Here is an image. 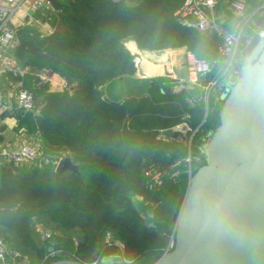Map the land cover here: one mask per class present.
<instances>
[{
  "label": "trees",
  "instance_id": "1",
  "mask_svg": "<svg viewBox=\"0 0 264 264\" xmlns=\"http://www.w3.org/2000/svg\"><path fill=\"white\" fill-rule=\"evenodd\" d=\"M186 1L50 0L42 19L39 12L18 29L20 43L10 55L30 70L23 85L37 104L15 117L40 153L15 166L1 156L8 143L0 137V238L10 252L31 264H48L53 248L61 250L53 261L85 264L116 256L124 264H153L162 257L190 185L185 159L200 157L193 174L205 165L202 147L219 127L226 93L213 89L206 103L199 86L167 75L142 78L127 44L133 40L144 51L185 47L212 66L200 86L219 77L220 37L181 26L178 12ZM247 1L255 7L256 0ZM38 72L57 74L67 85L50 91ZM13 73L6 71L4 81L17 82ZM183 125L184 142L165 135ZM64 156L78 165L77 174H57ZM150 164L168 170L155 189L145 175ZM41 225L50 239H41Z\"/></svg>",
  "mask_w": 264,
  "mask_h": 264
},
{
  "label": "water",
  "instance_id": "2",
  "mask_svg": "<svg viewBox=\"0 0 264 264\" xmlns=\"http://www.w3.org/2000/svg\"><path fill=\"white\" fill-rule=\"evenodd\" d=\"M256 24L264 28V15ZM241 52L246 62L240 72L230 70L234 84L219 127L203 144L205 165L177 206L174 247L153 264H264V39L254 38ZM186 130L165 135L184 142ZM56 172L77 174L79 167L63 157Z\"/></svg>",
  "mask_w": 264,
  "mask_h": 264
},
{
  "label": "built area",
  "instance_id": "3",
  "mask_svg": "<svg viewBox=\"0 0 264 264\" xmlns=\"http://www.w3.org/2000/svg\"><path fill=\"white\" fill-rule=\"evenodd\" d=\"M16 0H3L0 3V70L6 71L7 67L14 72L16 76L24 77L30 73V70L18 65L17 61L10 55V50L18 46L16 32L11 27V18L14 14ZM221 0H187L182 9L178 12L179 23L181 26L191 28L199 33H216L221 40L219 45L220 58L217 61L221 65V74L219 77L215 76L209 79L206 83L200 86L202 77L212 75V66L205 59H200L192 51L185 48V66L187 75L182 82H187V86H199L205 90L204 99L208 103V99L213 89H223L228 94L230 88L233 86L231 81V69L235 68L240 72V68L246 62L242 56V50L256 37L260 40L264 39V28L256 24L257 18L264 15V0H256L255 7H250L247 0H224L226 9L219 11V2ZM35 4L42 5L46 10L51 7L50 0H35ZM37 5H35L36 7ZM39 22V21H36ZM50 27V26H49ZM51 32V28L48 29ZM145 58L138 51L134 53V67L136 73L142 77H149L143 69ZM39 77L41 85H49L51 90H62L66 87V81L57 74L35 73ZM62 78V79H61ZM61 81H60V80ZM184 85V86H186ZM182 86V87H184ZM20 108L25 111H32L36 109V95L33 91L20 87V89L13 94ZM203 149V147H202ZM1 156L6 160L11 161L15 166L22 164L27 160L35 159L36 152L33 146L28 143L22 145H7L3 148ZM66 157V156H64ZM191 157V156H190ZM63 158V157H62ZM199 163L200 157H193ZM61 159V158H60ZM168 170L158 165L150 164L145 172L147 183L151 188H158L163 183V179ZM189 176L193 175V168L189 167ZM178 175L175 172L172 176ZM177 228V222L173 228V234ZM42 240L50 239L52 232L48 229L40 230ZM172 234V235H173ZM172 237V236H171ZM107 242L110 243L111 239L108 235ZM78 244V243H76ZM174 239L172 237L169 247L162 255L169 253L174 247ZM56 245V244H55ZM61 253L60 249H51L45 261L48 264H85L73 259H62L53 261L52 258ZM49 260V261H48ZM30 260L22 256L18 252H10L7 242L0 238V264H31ZM127 263H131L126 261ZM92 264H98L94 262Z\"/></svg>",
  "mask_w": 264,
  "mask_h": 264
},
{
  "label": "crops",
  "instance_id": "4",
  "mask_svg": "<svg viewBox=\"0 0 264 264\" xmlns=\"http://www.w3.org/2000/svg\"><path fill=\"white\" fill-rule=\"evenodd\" d=\"M14 5L16 7V10L12 15L10 21L12 23L11 27L15 32H17L20 27L25 25L27 21L29 22L31 20H34V17L36 16L37 13L40 12L41 16L40 18L38 17L39 19H42L45 14L37 6L35 7V5H37L35 4V0H16ZM25 5L29 6V10L23 12ZM219 11H222L220 7H219ZM36 21L40 22V24L42 25L41 27L42 30H44L43 28H46V31H49L48 30L50 28L49 25H47L45 22H42L41 20H36ZM128 46L132 48L133 51L131 52L133 54L135 53V50L138 51L135 41L130 40L128 42ZM165 50L169 52L168 57L165 60H163L161 55H157L155 52L148 50L139 51L145 58L143 65L144 72L149 77L167 75L182 81L184 77H186L187 75L186 66L183 61V58H185V54H184L185 47L179 49H165ZM158 54H162V53L159 52ZM162 55L165 56V53ZM6 69H7L6 71H12L9 69V67H7ZM6 71L0 70V128L3 125H6V128L4 129L0 137L5 136L4 141H6L8 145L10 144L22 145L23 143L31 144L30 142H28L25 132L22 130L18 131L17 128L18 123L15 117L16 115L15 111L19 110L20 107L18 106L17 101L13 96V94L17 92L20 89V87L22 86L24 87L23 83L25 76L24 77L19 76L20 78L17 82L9 83L4 81ZM14 76L16 75L14 74ZM5 114L8 115L6 117H3Z\"/></svg>",
  "mask_w": 264,
  "mask_h": 264
},
{
  "label": "rangeland",
  "instance_id": "5",
  "mask_svg": "<svg viewBox=\"0 0 264 264\" xmlns=\"http://www.w3.org/2000/svg\"><path fill=\"white\" fill-rule=\"evenodd\" d=\"M0 3H3V0H0ZM29 10V6H27V5H25V8H24V11L23 12H25V11H28ZM22 13V12H21ZM37 25H38V27H42V25L40 24V22H37ZM40 29H42V28H40ZM44 30V32H48V31H46V28H43ZM50 33V32H49ZM130 41V40H129ZM128 41V42H129ZM129 48V50L130 51H133L132 50V48H130L129 46H128V44H127V49ZM139 50V49H138ZM135 51H137V50H135ZM139 51H142V50H139ZM152 52H155L157 55H161V57L163 58V60H165L167 57H168V53L169 52H167L166 50L165 51H152ZM162 53V54H164L165 53V56H163L162 54H158V53ZM170 56V55H169ZM183 61H184V63H185V58H183ZM51 91H55V90H51ZM187 129H188V127H187ZM35 141H36V139H34V140H32V142H31V145L33 146V148H34V150H36V151H38V152H40L39 151V149L37 148V145L35 144ZM189 142H190V139L187 141V144H189ZM35 145H36V147H35ZM38 150H37V149ZM36 154H38L37 152H36ZM191 156V157H190ZM36 157H37V155H36ZM36 157H35V159H36ZM194 157H197V156H194ZM34 160V159H33ZM195 160V158H193V155L192 154H188V156L186 157V159H185V163L186 164H188V167H192L193 168V161ZM179 163V162H178ZM189 170V169H188ZM133 199H134V201L135 202H137V203H141V199L140 198H138L137 199V197H135V196H133ZM139 206H140V204H138ZM141 215L143 216L144 214L143 213H141ZM38 228H40V230H42V229H48V230H50L49 228H47V227H44L43 225H41V226H38ZM100 264H124L123 263V260H122V258L121 257H119V256H116V257H113V258H111V257H105L104 259H102V261L100 262Z\"/></svg>",
  "mask_w": 264,
  "mask_h": 264
}]
</instances>
